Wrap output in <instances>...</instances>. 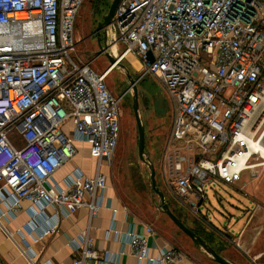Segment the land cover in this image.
<instances>
[{
    "label": "built area",
    "instance_id": "obj_1",
    "mask_svg": "<svg viewBox=\"0 0 264 264\" xmlns=\"http://www.w3.org/2000/svg\"><path fill=\"white\" fill-rule=\"evenodd\" d=\"M84 2L0 0V204L6 206L0 220L23 201L40 209L86 208L91 217L102 206L99 193L108 182L101 168L116 151L126 93L115 97L108 88L111 67L98 73L96 59L73 56ZM110 28V53L121 47L118 63L128 55L137 59L141 78L158 79L173 106L162 174L178 203L199 216L198 203L213 182L261 175L264 0H122ZM80 143L97 160V173L76 169L65 187L51 190L55 174L80 154ZM154 235L151 225L128 234L138 264L184 260L177 248L152 256ZM98 258L86 237L81 260L72 264Z\"/></svg>",
    "mask_w": 264,
    "mask_h": 264
},
{
    "label": "crops",
    "instance_id": "obj_2",
    "mask_svg": "<svg viewBox=\"0 0 264 264\" xmlns=\"http://www.w3.org/2000/svg\"><path fill=\"white\" fill-rule=\"evenodd\" d=\"M104 32L105 30L101 32L102 40ZM95 36L98 43L97 31ZM110 66L97 72L103 73ZM137 80L140 82L142 78L139 77ZM173 116L174 110L172 116L169 117L171 124L169 128H172ZM170 133L171 129L163 137V140L158 139L161 153L156 177L159 184L165 187L164 190H160L165 193L171 211L187 227L211 244L201 233L191 227L192 221L190 220L191 217L198 218L197 220L201 218L206 220L201 212V207L209 202L208 194L206 200L198 203L199 216H197L178 203L165 185L162 168ZM146 143L147 141L145 142V152ZM78 146L80 150L83 149L84 153L82 151L73 161L55 174L48 185L51 190L55 191L56 187H65L66 178L73 175L76 169H80L89 177L97 173V160L89 154L88 147L81 143ZM198 154L199 152L194 150L192 153L194 159H197ZM108 167L109 163H104L101 168L106 176ZM260 173L261 175L255 179L251 178L248 172L243 173L241 180L232 184L218 181L230 192V194L228 192L222 194L221 215L225 217L226 214L231 220H237L236 226H233L235 227L234 233L229 230H222V236L227 237L226 243L228 245H224V242L221 241L218 242L219 246H223V250L219 253L236 264H264V168L260 169ZM214 184L215 182L210 189H213ZM107 185L108 188L104 193H99L102 206L96 217H91L86 208H57L56 210L51 206H46L40 209L28 201H23L21 209L16 213L2 216L0 220V264H29L27 256L32 257L36 264H72L75 260H81L86 237L93 242L100 258L85 260L84 264H138L137 260L130 254L128 234L133 232L143 234L145 227L149 224L126 208L115 189L108 183ZM0 209L6 212L4 204H0ZM64 215H68V217H64ZM169 220L172 222L170 218ZM57 224L56 230L49 231ZM172 224L175 226L174 229L171 228L172 230L163 231L160 226L153 227L155 235L150 237L148 241L152 256H158L160 251L166 248L179 249L175 243L180 240L186 243L190 242V237L173 222ZM194 245L198 249L200 248L196 244ZM211 245L215 248L218 247V245ZM229 246L236 253H232L233 250H229ZM199 250L205 252L202 248ZM180 251L184 254V260L180 264H202L200 253ZM106 253L110 257L109 261L104 260Z\"/></svg>",
    "mask_w": 264,
    "mask_h": 264
},
{
    "label": "rangeland",
    "instance_id": "obj_3",
    "mask_svg": "<svg viewBox=\"0 0 264 264\" xmlns=\"http://www.w3.org/2000/svg\"><path fill=\"white\" fill-rule=\"evenodd\" d=\"M111 2L112 0H85L76 20L77 47L73 56L84 63L96 59L92 63V68L95 71L104 70L107 66H110V61L106 55L99 54L100 49L95 35L98 22L108 12ZM110 27H108V30H110L109 43L111 44L114 40V30ZM120 50L121 47L118 46L111 53L115 57L114 54H118ZM120 64L122 66H116L106 81L108 88L115 97H121L126 93L121 103L120 138L111 161L112 164H109L108 167V184L115 189L122 204L144 222L155 228L160 226L163 231L174 229L175 226L160 209L161 199L154 192L151 185L150 166L140 159L138 153L139 133L133 110L134 93L127 74L130 73L137 80L141 77L142 67L140 63L139 67L135 66L128 59H124ZM137 87L139 93V114L146 131V155L156 171H158L161 153L158 139L163 140V137L171 129L169 128L171 125L169 117L173 113L172 104L169 102L165 89L155 77L147 76L142 78ZM82 151L83 149H81L80 154ZM157 183L159 188L164 190L163 188L165 187L159 184L158 178ZM225 192L230 194L222 183L215 181L213 189H207L209 202L201 207V212L206 217V220L201 218L199 221L197 220L198 218L192 217L190 219L192 221L191 227L195 228L213 245H218L220 241L224 242V245H228L226 243L227 237L222 236V230H229L234 233L235 227L233 226L237 224L236 219L231 220L228 215L225 214V217L221 215L222 194ZM175 244L184 252L200 253L202 264H218L209 254L199 250L200 248L198 249L191 240L187 243L180 240ZM229 248V250H233L231 246ZM232 253L236 252L233 250Z\"/></svg>",
    "mask_w": 264,
    "mask_h": 264
},
{
    "label": "water",
    "instance_id": "obj_4",
    "mask_svg": "<svg viewBox=\"0 0 264 264\" xmlns=\"http://www.w3.org/2000/svg\"><path fill=\"white\" fill-rule=\"evenodd\" d=\"M122 0H113L111 2V5L109 7L108 12L102 16V20L98 23L97 26V36H98V44L100 48V55H106V57L109 59L111 66H122L120 63H118L117 59L110 53V43L108 40L109 30L108 27L112 25L115 12ZM102 30H105L103 40L101 39V32ZM148 57L150 61L153 60L152 54L149 53ZM128 79L132 85L133 90V110L135 113L137 126H138V132H139V140H138V153L139 157L142 161L148 163L150 166V179H151V185L154 189V192L160 197L161 199V207L160 209L172 220V222L181 230L183 231L190 239L196 244L198 247L202 248L205 252H207L211 258L218 264H236L233 263L226 258H224L222 255H220V251L223 250V246L213 247L211 244H209L206 240H204L202 237L197 235L192 229L187 227L170 209L169 204L166 199L165 193L160 190L157 179H156V169L150 159L147 157L145 152V142H146V135H145V128L142 124V120L139 114V93H138V83L139 80L134 79V77L128 73L127 74Z\"/></svg>",
    "mask_w": 264,
    "mask_h": 264
},
{
    "label": "bare ground",
    "instance_id": "obj_5",
    "mask_svg": "<svg viewBox=\"0 0 264 264\" xmlns=\"http://www.w3.org/2000/svg\"><path fill=\"white\" fill-rule=\"evenodd\" d=\"M24 17H25V14H20V18H24ZM127 58H128V60L132 61L135 66L139 67V63L136 61V59H134V57H132L131 55H128ZM110 67H109L110 72H109L108 76L114 71L116 66H110ZM262 118L263 117H260V119H258L256 126H258V123L261 121ZM260 150L262 151V153H263L262 156L264 157V147L262 149L260 148Z\"/></svg>",
    "mask_w": 264,
    "mask_h": 264
}]
</instances>
